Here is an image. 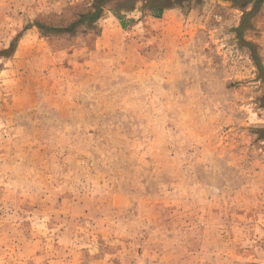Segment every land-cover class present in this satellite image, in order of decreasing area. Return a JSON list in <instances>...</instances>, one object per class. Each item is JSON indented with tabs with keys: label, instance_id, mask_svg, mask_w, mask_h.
I'll use <instances>...</instances> for the list:
<instances>
[{
	"label": "rangeland",
	"instance_id": "374dc122",
	"mask_svg": "<svg viewBox=\"0 0 264 264\" xmlns=\"http://www.w3.org/2000/svg\"><path fill=\"white\" fill-rule=\"evenodd\" d=\"M156 1L0 0V264H264V0Z\"/></svg>",
	"mask_w": 264,
	"mask_h": 264
},
{
	"label": "trees",
	"instance_id": "16d2710c",
	"mask_svg": "<svg viewBox=\"0 0 264 264\" xmlns=\"http://www.w3.org/2000/svg\"><path fill=\"white\" fill-rule=\"evenodd\" d=\"M109 0H94V5H93V12L86 14L84 16H82L78 21L74 22L73 24H71L69 27L65 28L64 30L61 29H55L54 32L55 33H67V32H71L76 26H84V22L87 23H94L100 16L101 12H102V7L108 2ZM171 6V0H157L153 6H151L150 10L156 13V18H159L162 13L164 12L165 9H168ZM256 12V8H254L250 13H248L245 16L246 18L252 17ZM118 18V17H117ZM120 21L121 19L118 18ZM39 27V26H38ZM244 29L243 24H241L238 29L237 32L241 31ZM74 31V30H73Z\"/></svg>",
	"mask_w": 264,
	"mask_h": 264
}]
</instances>
